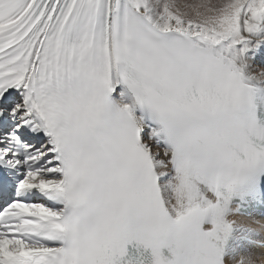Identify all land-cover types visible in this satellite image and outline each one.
<instances>
[{
	"label": "snow or ice",
	"instance_id": "snow-or-ice-1",
	"mask_svg": "<svg viewBox=\"0 0 264 264\" xmlns=\"http://www.w3.org/2000/svg\"><path fill=\"white\" fill-rule=\"evenodd\" d=\"M0 264H264V0H0Z\"/></svg>",
	"mask_w": 264,
	"mask_h": 264
}]
</instances>
